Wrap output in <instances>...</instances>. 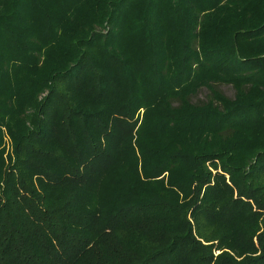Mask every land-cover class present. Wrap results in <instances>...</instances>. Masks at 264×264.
<instances>
[{"label": "trees", "instance_id": "16d2710c", "mask_svg": "<svg viewBox=\"0 0 264 264\" xmlns=\"http://www.w3.org/2000/svg\"><path fill=\"white\" fill-rule=\"evenodd\" d=\"M0 264H264V0H0Z\"/></svg>", "mask_w": 264, "mask_h": 264}, {"label": "rangeland", "instance_id": "374dc122", "mask_svg": "<svg viewBox=\"0 0 264 264\" xmlns=\"http://www.w3.org/2000/svg\"><path fill=\"white\" fill-rule=\"evenodd\" d=\"M216 86L226 96L233 97L234 89L232 88L231 85H229V84H217ZM208 95H209V91L205 87H203L196 93V95L191 97V101L194 102V103H197L199 101H205L207 99ZM11 148H12L11 143L7 139V148H6V150L10 151Z\"/></svg>", "mask_w": 264, "mask_h": 264}]
</instances>
